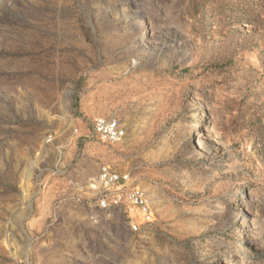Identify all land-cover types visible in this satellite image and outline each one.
I'll return each instance as SVG.
<instances>
[{
  "label": "rangeland",
  "instance_id": "obj_1",
  "mask_svg": "<svg viewBox=\"0 0 264 264\" xmlns=\"http://www.w3.org/2000/svg\"><path fill=\"white\" fill-rule=\"evenodd\" d=\"M0 264H264V0H0Z\"/></svg>",
  "mask_w": 264,
  "mask_h": 264
},
{
  "label": "built area",
  "instance_id": "obj_2",
  "mask_svg": "<svg viewBox=\"0 0 264 264\" xmlns=\"http://www.w3.org/2000/svg\"><path fill=\"white\" fill-rule=\"evenodd\" d=\"M94 133L105 142H118L125 136V129L116 118L97 117L92 122ZM100 183L105 195L98 201L102 209L118 208L126 213V222L133 230L151 225L154 209L146 190L131 185L129 174L117 173L109 165L101 169Z\"/></svg>",
  "mask_w": 264,
  "mask_h": 264
},
{
  "label": "bare ground",
  "instance_id": "obj_3",
  "mask_svg": "<svg viewBox=\"0 0 264 264\" xmlns=\"http://www.w3.org/2000/svg\"><path fill=\"white\" fill-rule=\"evenodd\" d=\"M256 59V55L255 54H253L251 57H250V60H252V61H254ZM203 118H205V113H204V109L202 110V112H201V114H200V116H199V119L200 120H202ZM198 132V133H200V131H201V129H200V123H198L197 125H196V129L194 128V132ZM200 141L198 140V141H195L194 143H199ZM240 211V210H239ZM239 213V212H238ZM238 215H236V217H237ZM240 220L242 221V224H244L245 223V218H243V216H241L240 217ZM248 232H249V230H247V232H246V234H244V236H243V239L242 240H246V242H250V236H249V234H248Z\"/></svg>",
  "mask_w": 264,
  "mask_h": 264
}]
</instances>
